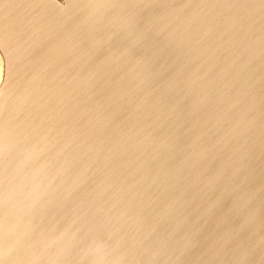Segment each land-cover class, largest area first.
<instances>
[{"label": "water", "instance_id": "obj_1", "mask_svg": "<svg viewBox=\"0 0 264 264\" xmlns=\"http://www.w3.org/2000/svg\"><path fill=\"white\" fill-rule=\"evenodd\" d=\"M52 1L0 42V264H264L212 168L264 161V0Z\"/></svg>", "mask_w": 264, "mask_h": 264}, {"label": "bare ground", "instance_id": "obj_2", "mask_svg": "<svg viewBox=\"0 0 264 264\" xmlns=\"http://www.w3.org/2000/svg\"><path fill=\"white\" fill-rule=\"evenodd\" d=\"M51 2L53 1L51 0ZM28 11L29 9H27L26 7L25 0H0V42H2L5 39L3 37L14 36V35L16 36L18 35V33L22 37L25 38L30 37V33L26 32L25 28L19 23L20 21L28 20V14H29ZM117 12L118 11L116 10H110L111 20H108L103 27L99 28L97 34L99 41L100 39L107 38V36L110 35L109 30L112 31V25L110 26V23L112 19L115 18V15H117ZM128 16L129 15H121L119 18L116 19L115 21L117 22L116 27L118 28L116 27L115 28L117 30H119V28H124V24H128L131 20L132 21L134 20L133 17L131 19L128 18ZM73 22H74L73 24H77L78 26L81 24V22H77L75 20H73ZM55 66H53L51 70H53ZM3 75H4L3 59L0 54V82L3 79ZM241 154H242L241 156H234L233 154H230L229 155L230 158H228L227 160H223L220 164L213 163L214 166L212 168L216 167V170L221 169L222 171L225 170L227 166L230 167L231 170H229L228 172H223V173L221 172V179L223 180L229 179L226 181L228 183L238 179L246 184H260V180L264 179V161H260L259 160L260 158H254L245 153H241ZM233 175L235 178L233 177ZM0 249H2L1 242H0ZM61 251L64 252L63 249H61ZM6 252L9 255H14V249L8 248ZM59 254L60 252L58 251V253L55 255L56 256L55 258L58 260L61 258L59 257Z\"/></svg>", "mask_w": 264, "mask_h": 264}]
</instances>
